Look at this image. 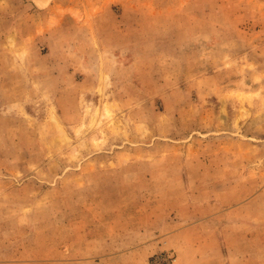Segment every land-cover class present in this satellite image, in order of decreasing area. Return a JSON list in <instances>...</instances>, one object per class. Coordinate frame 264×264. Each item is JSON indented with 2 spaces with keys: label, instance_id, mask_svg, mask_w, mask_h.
<instances>
[{
  "label": "rangeland",
  "instance_id": "obj_1",
  "mask_svg": "<svg viewBox=\"0 0 264 264\" xmlns=\"http://www.w3.org/2000/svg\"><path fill=\"white\" fill-rule=\"evenodd\" d=\"M0 264H264V0H0Z\"/></svg>",
  "mask_w": 264,
  "mask_h": 264
}]
</instances>
